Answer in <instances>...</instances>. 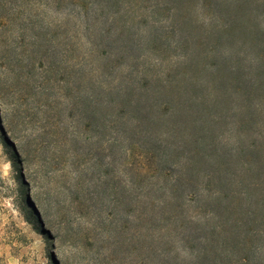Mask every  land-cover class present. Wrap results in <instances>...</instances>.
<instances>
[{
  "label": "trees",
  "instance_id": "16d2710c",
  "mask_svg": "<svg viewBox=\"0 0 264 264\" xmlns=\"http://www.w3.org/2000/svg\"><path fill=\"white\" fill-rule=\"evenodd\" d=\"M38 2L0 96L42 113L21 165L74 174L86 264H264V0Z\"/></svg>",
  "mask_w": 264,
  "mask_h": 264
},
{
  "label": "rangeland",
  "instance_id": "374dc122",
  "mask_svg": "<svg viewBox=\"0 0 264 264\" xmlns=\"http://www.w3.org/2000/svg\"><path fill=\"white\" fill-rule=\"evenodd\" d=\"M3 1L6 6L0 8V75L9 73L6 76L10 77L7 59L19 51L11 50L13 41L21 31L27 40L34 34L27 19L55 23L64 18L65 11H54L38 0ZM18 6L25 20L13 15ZM81 41L86 43V37ZM0 97V264H86L92 253L84 251L85 241L75 234L86 220L78 217L76 204L70 203V177L74 174L67 178L57 164L47 161L32 163L28 168L21 165L17 160L19 147L39 130L42 113L36 112L30 98L23 123L21 117L10 112L6 98ZM38 194L43 203L38 201Z\"/></svg>",
  "mask_w": 264,
  "mask_h": 264
}]
</instances>
